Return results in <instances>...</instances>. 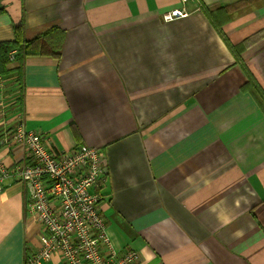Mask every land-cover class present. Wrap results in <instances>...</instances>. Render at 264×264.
Masks as SVG:
<instances>
[{
  "label": "crops",
  "instance_id": "1",
  "mask_svg": "<svg viewBox=\"0 0 264 264\" xmlns=\"http://www.w3.org/2000/svg\"><path fill=\"white\" fill-rule=\"evenodd\" d=\"M20 22L63 39L0 76V165L23 161L18 121L55 151L98 147L106 230L133 264H264V0H0V42ZM0 180V264H23L38 222L26 184Z\"/></svg>",
  "mask_w": 264,
  "mask_h": 264
},
{
  "label": "built area",
  "instance_id": "2",
  "mask_svg": "<svg viewBox=\"0 0 264 264\" xmlns=\"http://www.w3.org/2000/svg\"><path fill=\"white\" fill-rule=\"evenodd\" d=\"M185 15L183 7H176L162 18L169 21ZM11 140L22 144L23 161L13 167L0 165V177L11 175L26 184V209L39 229L38 243L26 252L23 264H44L55 255L62 264L137 261L135 250L119 252L107 233L99 190L106 179L107 166L98 147L79 144L68 151H55L41 133L26 129L22 121L13 126Z\"/></svg>",
  "mask_w": 264,
  "mask_h": 264
},
{
  "label": "trees",
  "instance_id": "3",
  "mask_svg": "<svg viewBox=\"0 0 264 264\" xmlns=\"http://www.w3.org/2000/svg\"><path fill=\"white\" fill-rule=\"evenodd\" d=\"M233 6L235 5H232L231 7ZM225 9L226 7L223 10L225 11ZM62 39L63 31L57 27H52L30 39H27L25 37L23 24L21 22L16 24L14 26V39L0 42V76L7 74L11 70L7 67V64L11 61V52H14L13 57L15 60H19L20 65L23 64L27 56L52 55L54 57H59ZM241 49V45L236 47L237 53H239ZM238 55L239 54H237V56ZM17 73L18 79H20L21 72L19 69ZM247 87L248 89H251L252 94L257 99V95L261 93V89L256 84L255 86L252 85V87L248 84Z\"/></svg>",
  "mask_w": 264,
  "mask_h": 264
},
{
  "label": "rangeland",
  "instance_id": "4",
  "mask_svg": "<svg viewBox=\"0 0 264 264\" xmlns=\"http://www.w3.org/2000/svg\"><path fill=\"white\" fill-rule=\"evenodd\" d=\"M11 89H12V88H11ZM13 126H14V125H10V126L8 127V130H11V129L13 130ZM11 132H12V131H11ZM11 132H10V133H11ZM101 187H102V186H101ZM101 187H100V188H101ZM100 188H99V190H100Z\"/></svg>",
  "mask_w": 264,
  "mask_h": 264
}]
</instances>
